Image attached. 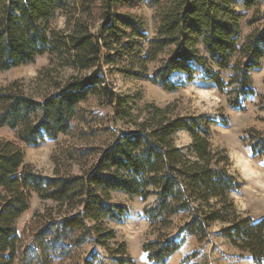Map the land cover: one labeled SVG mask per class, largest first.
I'll list each match as a JSON object with an SVG mask.
<instances>
[{"label": "trees", "instance_id": "trees-1", "mask_svg": "<svg viewBox=\"0 0 264 264\" xmlns=\"http://www.w3.org/2000/svg\"><path fill=\"white\" fill-rule=\"evenodd\" d=\"M139 1L154 8L150 37L135 16L115 11L117 4L133 0H0V71L52 57L36 78L47 81L40 97L24 92L20 80L0 86V128L16 139L0 138V264H93V255L85 259L79 253L88 239L116 264H134L108 226L127 214L113 202V192L155 197L143 209L155 234L142 244L150 262L162 264L176 252L183 231L202 242L216 222L234 247L255 264L264 261V218L253 221L236 210L230 194L241 184L228 172V159L220 164L211 150L215 121L175 115L170 105L137 107L130 96L113 90L103 71L104 65L123 63L120 71L128 76L174 91L180 87L171 80L174 73L189 82L199 68L201 79L242 110L239 99L254 94L249 71L264 57V26L239 42L244 13L233 9V0ZM238 1L245 8L264 3ZM57 15L65 18L63 28L53 25ZM65 67L72 70L68 76L53 75ZM222 71L231 72L227 80ZM90 98L111 110L112 126L83 130L88 117L81 104ZM179 130L191 138L188 153L174 144ZM60 135L95 141L66 153V159L83 163L77 174L43 176L24 162L18 143L37 146ZM242 139L253 156L264 157V131L251 129ZM33 193L54 206L33 215L26 238L16 221ZM180 211L189 215L178 233L165 232Z\"/></svg>", "mask_w": 264, "mask_h": 264}, {"label": "rangeland", "instance_id": "rangeland-1", "mask_svg": "<svg viewBox=\"0 0 264 264\" xmlns=\"http://www.w3.org/2000/svg\"><path fill=\"white\" fill-rule=\"evenodd\" d=\"M115 7L118 14L127 13L135 16L142 23L148 37L154 34L156 27L154 8L139 0H133L128 5L117 4ZM232 7L235 11L244 13L241 19L239 42H242L244 37L255 28L264 26V3L257 8H245L238 0H233ZM64 21L62 15H57L53 25L63 28ZM51 59V56L43 55L32 64L0 71V86L20 80L24 92L40 97L47 87V81L44 77L36 78L38 72L47 67ZM122 66L123 63L118 62L104 65L105 78L116 93L130 96L137 107H142L146 103H153L159 107L170 105L175 115L184 117L201 115L215 121L211 125L209 140L211 150L221 159L220 164L225 163L224 157L228 159L226 166L228 172L241 184L238 190L230 194L236 210L242 215L249 216L253 221L264 218V192L261 191L264 188V157L253 156L242 139L251 129L264 131V57L259 68L249 71L254 94L239 99L242 110L231 107L224 93H219L213 83L201 79L199 68L196 77L189 82L185 81L183 73H174L171 80L180 87L174 91H164L148 80L128 76L120 71ZM153 67L154 64L149 66V72ZM71 72L72 70L67 67L58 68L53 75L64 78ZM230 73V71H222L221 77L227 80ZM81 108L88 117L86 124L82 125L83 130L112 126L109 121L111 110L105 106L100 107L96 98H90L82 103ZM90 114L94 115L89 117ZM75 126L80 127L77 122ZM0 138L16 141L13 132L7 128H0ZM173 140L177 147L188 153L191 138L186 131L176 132ZM94 142L85 140L79 143L75 137L60 135L56 139L45 138L37 146L18 144L26 164L43 176H52L55 172L77 174L83 163L66 159V153L80 144ZM112 199L115 204L127 208V214L121 220L108 222V226L115 232L116 241L126 244V251L134 264H156L148 261L142 251V244L155 238L154 231L143 215V209L150 207L155 197L149 196L144 200L123 192H113ZM52 206H54L52 202L42 200L33 193L27 211L16 221L18 233L28 238L26 225L33 215L36 212L44 213ZM188 215L187 211H180L174 215L171 225L165 229V232L177 234ZM222 226L220 222L213 223L202 242H198L194 235L181 232L179 234L182 239L181 246L162 264H255L247 252L234 247L220 234ZM109 245L116 248L114 242H110ZM79 253L81 258L85 259L93 255L95 257L93 264H116L106 250L95 245L92 239L86 240ZM260 264H264V261Z\"/></svg>", "mask_w": 264, "mask_h": 264}, {"label": "bare ground", "instance_id": "bare-ground-1", "mask_svg": "<svg viewBox=\"0 0 264 264\" xmlns=\"http://www.w3.org/2000/svg\"><path fill=\"white\" fill-rule=\"evenodd\" d=\"M264 183V182H263ZM262 188V187H261ZM261 191H263L264 192V188H262V190Z\"/></svg>", "mask_w": 264, "mask_h": 264}]
</instances>
